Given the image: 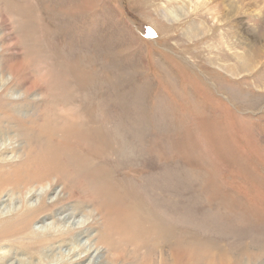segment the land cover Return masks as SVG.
Returning a JSON list of instances; mask_svg holds the SVG:
<instances>
[{
	"label": "rangeland",
	"instance_id": "obj_1",
	"mask_svg": "<svg viewBox=\"0 0 264 264\" xmlns=\"http://www.w3.org/2000/svg\"><path fill=\"white\" fill-rule=\"evenodd\" d=\"M0 264H264V0H0Z\"/></svg>",
	"mask_w": 264,
	"mask_h": 264
},
{
	"label": "bare ground",
	"instance_id": "obj_2",
	"mask_svg": "<svg viewBox=\"0 0 264 264\" xmlns=\"http://www.w3.org/2000/svg\"><path fill=\"white\" fill-rule=\"evenodd\" d=\"M206 1L209 2V1H211V0H206ZM224 1H225V0H224ZM241 1H243V0H241ZM211 3H212V2H211ZM248 4H249V3H248ZM201 5H206V3L203 1V2H201ZM214 5H215V4H214ZM243 5H244V4H243ZM220 57H221V56H220ZM246 57H247V56H246ZM249 57H250V56H249ZM246 61H247V60H246ZM250 64H251V63H250ZM252 65H253V64H252ZM252 65H251V67H252ZM245 66H246V65H245ZM240 69H241V68H240ZM246 69H247V68H246ZM234 70H235V69H234ZM243 70H245V69H243ZM247 70H248V69H247ZM230 71H231V70H230ZM236 72H237V71H236ZM58 150H59V149H58ZM67 162L69 163L70 161L67 160V161H66V164H68ZM64 164H65V163H64ZM64 164H63V166H64ZM66 164H65V165H66ZM94 177H95V176H94ZM94 177H93V178H94ZM93 178H92V181H93ZM104 206H105V205H104ZM76 222H78V221H76ZM78 223H80V222H78ZM178 257H179V256H178ZM176 260H177V259H176Z\"/></svg>",
	"mask_w": 264,
	"mask_h": 264
},
{
	"label": "snow or ice",
	"instance_id": "obj_3",
	"mask_svg": "<svg viewBox=\"0 0 264 264\" xmlns=\"http://www.w3.org/2000/svg\"><path fill=\"white\" fill-rule=\"evenodd\" d=\"M149 31H151V30H149Z\"/></svg>",
	"mask_w": 264,
	"mask_h": 264
}]
</instances>
